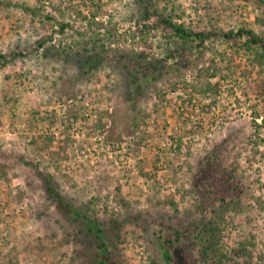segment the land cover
<instances>
[{
  "label": "rangeland",
  "instance_id": "1",
  "mask_svg": "<svg viewBox=\"0 0 264 264\" xmlns=\"http://www.w3.org/2000/svg\"><path fill=\"white\" fill-rule=\"evenodd\" d=\"M241 27L264 41V0H0V264H91L37 169L118 221L125 264L169 237L198 264L213 219L223 264H264V49Z\"/></svg>",
  "mask_w": 264,
  "mask_h": 264
},
{
  "label": "trees",
  "instance_id": "2",
  "mask_svg": "<svg viewBox=\"0 0 264 264\" xmlns=\"http://www.w3.org/2000/svg\"><path fill=\"white\" fill-rule=\"evenodd\" d=\"M47 18H52V16L46 15ZM162 23L166 27H170L174 30L175 35L182 39H187L191 35L203 36L202 32L194 33L188 29L183 23H177L172 17H166L161 19ZM67 23H61V28L64 29ZM247 36V39L243 41V46L246 49L262 48L264 49V41L256 33L250 29L241 27L237 31H228L225 33V37L229 39L236 40V36L242 37ZM264 54V53H262ZM92 61H100V57L95 54ZM89 62L88 59L85 60V64ZM94 62V63H95ZM150 68V63L146 65ZM153 72V71H152ZM146 75V72L143 73ZM264 125V119H263ZM37 175L44 184V189L46 195L49 199L56 202L59 209L65 214L66 217L71 218L74 221L80 223L81 227L85 230V235L89 239V243L93 250V256L91 258V264H125L123 261V256L119 252L118 241L121 232V226L118 221L113 220L111 222L112 230H109L108 222L99 220L95 215L85 213L81 209L72 206L60 193L53 181L51 180V175L45 171L37 169ZM209 222V225L205 227L200 233L201 247H199L198 257L196 259L198 264H223L224 259H228V251H221L218 246V241L220 238L219 230L216 226V221ZM178 235L181 231L177 230ZM174 241L173 238H166L165 241H161L160 244V256L162 258V263H159L156 259H152L150 264H174L171 243ZM243 250V249H241ZM230 259V258H229ZM237 263V262H235Z\"/></svg>",
  "mask_w": 264,
  "mask_h": 264
},
{
  "label": "built area",
  "instance_id": "3",
  "mask_svg": "<svg viewBox=\"0 0 264 264\" xmlns=\"http://www.w3.org/2000/svg\"><path fill=\"white\" fill-rule=\"evenodd\" d=\"M171 92L173 93V94H176L177 93V90H171Z\"/></svg>",
  "mask_w": 264,
  "mask_h": 264
}]
</instances>
